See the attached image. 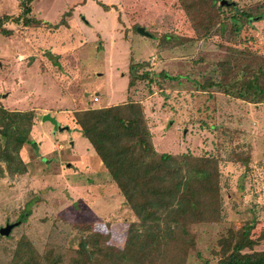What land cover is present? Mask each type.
I'll return each instance as SVG.
<instances>
[{
  "label": "rangeland",
  "instance_id": "obj_1",
  "mask_svg": "<svg viewBox=\"0 0 264 264\" xmlns=\"http://www.w3.org/2000/svg\"><path fill=\"white\" fill-rule=\"evenodd\" d=\"M22 1L0 0V106L33 110L29 141L48 149L41 159L25 144L26 173L0 176V228L25 217L0 236V264L22 237L67 264L87 236L77 225L92 224L101 251L103 234L122 246L135 217L73 113L128 101L141 104L157 153L218 161L220 221L192 227L186 264H215L218 239L249 226L264 251V103L240 83L257 76L264 90V0H224L236 10L224 5L206 27L209 14L191 20L179 0H35L25 18ZM130 62L148 78L129 89ZM46 114L68 129L55 131Z\"/></svg>",
  "mask_w": 264,
  "mask_h": 264
},
{
  "label": "trees",
  "instance_id": "obj_2",
  "mask_svg": "<svg viewBox=\"0 0 264 264\" xmlns=\"http://www.w3.org/2000/svg\"><path fill=\"white\" fill-rule=\"evenodd\" d=\"M33 1L21 2L20 17L29 14ZM179 1L191 20V14H209L205 17L207 20L200 22L204 27L211 21L218 23L221 7H226L216 5L222 0ZM228 4L230 10H236L232 3ZM238 15L250 17L234 14L232 19L236 23ZM4 20L7 19L2 18L0 24ZM28 23L25 20V24ZM140 67L142 65L130 62L129 89L137 79L148 78L146 73H137ZM256 77L240 82L241 89L244 95L259 98L264 103V90L258 87ZM34 118L33 110L9 111L0 106V176L26 173L20 151L25 144L33 143L29 136ZM73 118L116 184L135 221L128 225L120 248L108 244L109 236L103 234L101 239L107 245L102 251L98 242L90 240L88 235L92 224L75 226L87 236L80 238L67 264H186L189 253L196 249L192 227L220 221L218 161L211 157L157 153L143 108L136 102L89 107L74 112ZM24 219L23 216L15 223L20 224ZM252 228L228 230L220 237L218 250L213 252L215 264H264V251L254 250L261 241L251 238ZM9 264H62V259L52 252L39 254L32 243L22 237Z\"/></svg>",
  "mask_w": 264,
  "mask_h": 264
},
{
  "label": "water",
  "instance_id": "obj_3",
  "mask_svg": "<svg viewBox=\"0 0 264 264\" xmlns=\"http://www.w3.org/2000/svg\"><path fill=\"white\" fill-rule=\"evenodd\" d=\"M221 6H224V5H228V3L224 0L221 1L220 3ZM137 33L143 37H147L149 38L151 35L145 31L144 28H141V27H138L137 28ZM42 121H47L49 123H51L54 127V130L55 131H59L61 132L62 130H67V126L63 127V128H60L58 122L56 121L55 118L51 117L50 115L46 114L42 117ZM31 146L37 151V146L34 144V143H31ZM18 223H13V224H7L6 226L0 228V236L2 237H7L10 235L11 233V230L17 226Z\"/></svg>",
  "mask_w": 264,
  "mask_h": 264
},
{
  "label": "crops",
  "instance_id": "obj_4",
  "mask_svg": "<svg viewBox=\"0 0 264 264\" xmlns=\"http://www.w3.org/2000/svg\"><path fill=\"white\" fill-rule=\"evenodd\" d=\"M105 107H108V106H105ZM97 108H102V107H97ZM57 121V120H56ZM53 126V125H52ZM34 127H35V125L33 126V129H32V131H31V134H30V139L31 140H33L34 138H33V135H32V133H33V130H34ZM79 129V128H78ZM86 140V139H85ZM87 141V140H86ZM49 143V142H48ZM51 143V142H50ZM89 144V143H88ZM90 145V144H89ZM37 152H38V155H39V158H41V159H43V158H45L46 157V154L47 153H43V154H41L40 153V150L43 148V146L45 147V149L44 150H42L43 152H45V151H47V149H48V144H42V142H38L37 143ZM90 147H91V145H90ZM58 149H62L63 150V146H60V147H55L53 150H57L58 151ZM89 148H87V151H90V149L88 150ZM91 149H92V151H93V148L91 147ZM39 150V151H38ZM61 151V150H60ZM94 152V151H93ZM49 153V152H48ZM91 153V152H90ZM95 153V152H94ZM37 158V157H36ZM50 162V161H49ZM24 163H26V166L28 165V163H29V160H27V162L25 161ZM101 167H104L103 165H102V163H101ZM27 168V167H26ZM26 170H28V169H26Z\"/></svg>",
  "mask_w": 264,
  "mask_h": 264
},
{
  "label": "built area",
  "instance_id": "obj_5",
  "mask_svg": "<svg viewBox=\"0 0 264 264\" xmlns=\"http://www.w3.org/2000/svg\"><path fill=\"white\" fill-rule=\"evenodd\" d=\"M96 100V99H95Z\"/></svg>",
  "mask_w": 264,
  "mask_h": 264
}]
</instances>
